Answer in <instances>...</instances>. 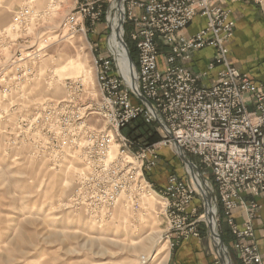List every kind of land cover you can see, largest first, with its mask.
Instances as JSON below:
<instances>
[{
  "label": "built area",
  "instance_id": "1",
  "mask_svg": "<svg viewBox=\"0 0 264 264\" xmlns=\"http://www.w3.org/2000/svg\"><path fill=\"white\" fill-rule=\"evenodd\" d=\"M213 1L124 0L136 85L125 81L110 48L94 56L96 95L90 104L75 98L50 101L28 120V128L36 144L54 158H80L84 170L73 190V205L89 217L112 219L119 207L135 212L152 193L161 198L159 214L170 248L182 239L200 237L201 223L207 226L204 203L202 213L190 208L200 196L191 180L171 172L165 186L157 189L146 172L157 166L163 148H180L197 157L212 176L213 203L225 218L240 264H263L253 221L260 209L255 199L264 192V81H253L230 63L226 43L234 34L235 20L230 10ZM101 2L74 0L65 25L85 29L86 24H96ZM33 16L34 10L23 6L15 22L25 25ZM196 16L205 18V26L185 35ZM205 47H212L214 54L205 69L195 70L189 63ZM34 56L18 51L4 59L1 93L35 77ZM217 68L215 80L205 82ZM136 87L150 106L139 100ZM91 114L101 120V128L86 126ZM137 121L153 126L160 138L148 143L135 137ZM126 128L135 135L125 134ZM237 209L245 214L241 226L233 218Z\"/></svg>",
  "mask_w": 264,
  "mask_h": 264
},
{
  "label": "rangeland",
  "instance_id": "2",
  "mask_svg": "<svg viewBox=\"0 0 264 264\" xmlns=\"http://www.w3.org/2000/svg\"><path fill=\"white\" fill-rule=\"evenodd\" d=\"M257 1L264 7V0ZM100 5L96 34L95 24H86L85 29L65 25L74 0H0V51L5 54L0 55V65L18 51L35 55V77L12 86L10 92H0V264H166L169 257L172 248L159 214L161 198L152 193L135 212L119 207L112 219L89 217L73 205V190L84 170L80 158L76 154L54 158L36 144L28 128V120L50 101L75 98L88 105L95 97L94 56L114 51L108 17L112 3L102 0ZM23 6L32 8L34 16L17 25L15 14ZM129 28L122 15L119 32L123 31L127 48ZM67 60L73 64L60 68ZM93 125L102 127L91 114L86 126ZM171 154L173 163L160 167L171 173L175 165L190 180L180 158L174 151ZM188 157L198 167L201 182H207L208 187L200 185L213 201L211 174L203 171L197 157ZM215 219L221 235L219 213ZM201 225L210 237L207 226ZM162 244L163 253L158 252ZM227 251L231 264H236Z\"/></svg>",
  "mask_w": 264,
  "mask_h": 264
},
{
  "label": "crops",
  "instance_id": "3",
  "mask_svg": "<svg viewBox=\"0 0 264 264\" xmlns=\"http://www.w3.org/2000/svg\"><path fill=\"white\" fill-rule=\"evenodd\" d=\"M214 5H220L231 11V17L235 20V30L232 38L226 43L230 63L240 71L247 73L255 82L264 81V7L257 0H214ZM205 18L196 16L191 23L184 29L185 35H191L205 26ZM95 33H99V23L94 25ZM93 30V31H94ZM214 54L212 47H205L194 53L192 61L189 63L195 70L205 69L206 63ZM217 68L212 71L205 82L210 83L216 78ZM172 151L162 149L159 151V161L156 167L146 172L148 180L157 188L165 186L166 177L169 172L160 167V165H170L173 163ZM163 163V164H162ZM171 171L183 179L187 177L181 169ZM245 199L250 197L245 195ZM256 202L260 209L253 221L255 244L260 253L264 264V192L258 196ZM197 207L198 213L203 210L202 203L197 197L191 203L190 208ZM222 219V236L225 244L230 249L236 264H240L237 253L231 248L233 237L229 232L223 214L220 212ZM233 218L237 225L241 226L245 221V214L241 209L233 212ZM200 225V237H189L182 239L178 245L174 246L166 261V264H221L217 253L214 249L213 242Z\"/></svg>",
  "mask_w": 264,
  "mask_h": 264
},
{
  "label": "bare ground",
  "instance_id": "4",
  "mask_svg": "<svg viewBox=\"0 0 264 264\" xmlns=\"http://www.w3.org/2000/svg\"><path fill=\"white\" fill-rule=\"evenodd\" d=\"M110 1H111L112 5L109 9V12H108L109 16L108 17H109L110 27L112 30L114 52H115L118 60L122 61L120 64L122 75L124 76V78L126 79V81L129 84L130 83L132 84L134 82L135 72H134V69L132 68V66L127 62L126 50H125L124 45L121 42L122 34L119 32V25H120V22L122 21V15L124 13L123 12V5H121L119 3V0H110ZM122 4H123V0H122ZM28 56H32V54H28ZM72 64H73V62L71 60H67L65 62H62L59 65V67L60 68H66L67 66L70 67V65H72ZM76 64L79 66H82L81 63H76ZM126 66H128V67H126ZM199 183H202L208 187V184L206 181H202V182L199 181ZM204 189L206 190V188H204ZM216 213H217V208L211 199V202H210L209 207H208V216H206V215L202 216V217H204V219L206 221H208L207 223L210 224L211 229L213 227H216V224H215ZM213 240H214V243L217 245L218 239L214 237ZM164 251H165V244H162L160 246L158 252L163 253Z\"/></svg>",
  "mask_w": 264,
  "mask_h": 264
},
{
  "label": "water",
  "instance_id": "5",
  "mask_svg": "<svg viewBox=\"0 0 264 264\" xmlns=\"http://www.w3.org/2000/svg\"><path fill=\"white\" fill-rule=\"evenodd\" d=\"M121 42L124 45L125 50H126L127 61L132 66L133 65V61H132V59H131V57L129 55L127 45L124 42L123 31H122ZM134 85H136L135 77H134ZM135 90L138 92L137 96H138L139 100L142 103L150 106L149 101L142 94L139 93L137 87L135 88ZM175 154L180 158L182 163L185 165L186 172L190 176V180L194 183V185L196 186L200 196L202 197V200H203V203H204V215L208 216V206H209V204L211 202V196L209 195V193L199 183V181L201 182V180L199 179L200 171H199L198 167L196 166V164L185 153H183V151L180 148H178L176 150ZM207 222L208 221H206V223ZM207 229L209 231L210 238H211V240L213 242V245H214V249H215V251L217 253V256H218L219 261L221 262V264H231L230 258L228 256V251H227L228 247L225 244V242L223 241L221 235L216 231V227H213L211 229L210 224L207 223ZM214 237L218 239L217 245L214 243V240H213Z\"/></svg>",
  "mask_w": 264,
  "mask_h": 264
},
{
  "label": "trees",
  "instance_id": "6",
  "mask_svg": "<svg viewBox=\"0 0 264 264\" xmlns=\"http://www.w3.org/2000/svg\"><path fill=\"white\" fill-rule=\"evenodd\" d=\"M130 49H132L131 46H130ZM131 57H132V59H134L133 55H131ZM134 128L137 130V135H135L134 130H132L131 128H128L127 132H125V131H123V132L129 136L135 135V137H141V138H143L144 141H146L148 143L155 142L160 138L159 135L155 132L153 126L146 125L141 121H137L134 124ZM221 237H222L223 241L225 242L222 234H221Z\"/></svg>",
  "mask_w": 264,
  "mask_h": 264
}]
</instances>
